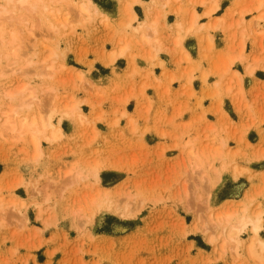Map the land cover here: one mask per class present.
Masks as SVG:
<instances>
[{
  "label": "rangeland",
  "instance_id": "rangeland-1",
  "mask_svg": "<svg viewBox=\"0 0 264 264\" xmlns=\"http://www.w3.org/2000/svg\"><path fill=\"white\" fill-rule=\"evenodd\" d=\"M220 1L0 0V264H264V93L223 90L187 117L170 91L184 77L154 72L171 37L200 44L202 29L240 47L224 60L247 75L264 68V0L205 13ZM169 12L197 16L173 33ZM34 115L62 130L40 151L18 133ZM258 213L252 253V224L228 233Z\"/></svg>",
  "mask_w": 264,
  "mask_h": 264
},
{
  "label": "crops",
  "instance_id": "crops-1",
  "mask_svg": "<svg viewBox=\"0 0 264 264\" xmlns=\"http://www.w3.org/2000/svg\"><path fill=\"white\" fill-rule=\"evenodd\" d=\"M232 2V0H221L219 7L209 15L212 18L225 17ZM204 10L202 6L197 7V13L199 14L198 23L203 28L210 22V16L204 15ZM236 16L237 14L235 18ZM195 17L193 13L183 19L175 12H169L166 14L165 20L166 25L170 28L169 30L175 33V30L177 31V23L180 24L183 20V24H188ZM139 21H146V17L141 16V20ZM217 35V31L210 30L206 32L202 29L203 40L200 44L199 38L195 36L184 38L181 42L171 37L172 39L168 43L169 49L161 51L158 54L162 65L154 67L156 76H160L159 73L165 69L166 76L168 75V77H184L182 81H185L186 85L181 87V83L176 79L172 82L170 91L182 106L187 104V117L200 113L201 106L207 109L216 104L217 101L212 99L210 95H220L223 90H240L242 88L240 90L241 94L246 93L248 95L253 93L258 97L264 93V68L259 66L255 69L253 68V73L247 75L245 66L240 63L239 59L234 60L232 63L224 60L227 54H231L232 56L238 55L240 47L237 48L236 43H233L235 44L233 46L230 40L228 43L226 40H222V36L218 40ZM154 38L159 39L157 36ZM177 42L180 45L177 46ZM154 43L156 42L154 41ZM246 51L248 52V50ZM119 58L122 57H118L116 61ZM144 63L143 60H139L140 65H145ZM247 66V70L252 68V66ZM220 71H224V74H217ZM166 76L164 77V82L167 80ZM149 93H152V91ZM226 99L227 97L222 98V106L225 105ZM104 235L109 236L107 234Z\"/></svg>",
  "mask_w": 264,
  "mask_h": 264
},
{
  "label": "bare ground",
  "instance_id": "bare-ground-1",
  "mask_svg": "<svg viewBox=\"0 0 264 264\" xmlns=\"http://www.w3.org/2000/svg\"><path fill=\"white\" fill-rule=\"evenodd\" d=\"M20 2L22 4H31V0H20ZM219 7V2L217 3H212L210 5V7L207 8L206 13L210 14L213 11H215L217 8ZM83 10H88L87 6H82ZM2 14L4 15H9V9H4V11H2ZM197 16V15H195ZM264 14L259 15L258 16V20L263 18ZM196 18V17H195ZM194 18V19H195ZM192 27V26H191ZM147 35V34H146ZM126 46H122L119 51L113 50L110 53V59L111 61L115 60L116 56L118 53H122L124 52ZM52 68V66H50ZM26 88L25 86H23L20 91H24ZM28 105V103L23 102L22 105ZM75 109V106H74ZM19 111L16 108H12L11 111L6 112V117H5V123L9 126V128H11L14 131H17V127H18V123L16 122V117L18 116ZM41 126V127H40ZM51 127L52 130V138H55L59 135L62 134V130L60 127H55L54 124L51 121V116H49L48 118L44 117L43 115H39V116H32V117H28V116H24L23 119L21 120L20 123V130H19V135H22L24 132H31V138H32V142L36 148L37 151H40V146H41V139H40V134L42 135L45 130ZM50 138V137H49ZM20 182V181H19ZM22 182V180H21ZM20 182V183H21ZM123 208L127 209V205H125ZM122 213H129V210L127 209V211L125 212V210L122 211ZM233 214L232 212H228L227 213V218L226 221H230L231 217ZM260 218V214L258 213V215H256L255 218H251L249 216L246 215H242L239 220L237 221L236 225H232L231 229L228 233V236L233 239L234 241H238L239 236L241 235V233L244 231L245 227L248 224H252V229L254 230L256 236L253 238L251 244H250V250L253 253L254 252V240H258L259 238L257 237L258 231L260 229V226L258 225V221ZM214 235V234H213ZM210 235V240L213 241L215 239V236Z\"/></svg>",
  "mask_w": 264,
  "mask_h": 264
}]
</instances>
